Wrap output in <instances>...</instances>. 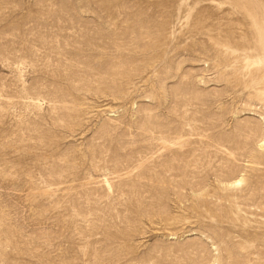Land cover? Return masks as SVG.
Returning a JSON list of instances; mask_svg holds the SVG:
<instances>
[{
    "label": "rangeland",
    "instance_id": "obj_1",
    "mask_svg": "<svg viewBox=\"0 0 264 264\" xmlns=\"http://www.w3.org/2000/svg\"><path fill=\"white\" fill-rule=\"evenodd\" d=\"M251 1L0 0V264H264Z\"/></svg>",
    "mask_w": 264,
    "mask_h": 264
},
{
    "label": "bare ground",
    "instance_id": "obj_2",
    "mask_svg": "<svg viewBox=\"0 0 264 264\" xmlns=\"http://www.w3.org/2000/svg\"><path fill=\"white\" fill-rule=\"evenodd\" d=\"M229 1L231 2V4H233V7L235 9H237L240 12H243L244 15L247 16L254 24L256 23V21H255L256 18L254 16V14H252V12L250 11V9H252V7H251L252 1L251 0H229ZM254 29L256 30V34L254 36L255 45L257 46L258 49L260 47L259 51H260V53H263V57H264V33H263L262 28L260 26H254ZM251 124L250 125L248 124L249 125L247 127L248 132H252L254 129L253 123H251ZM257 141H258V144L256 147H258V149H260V150H263L264 149V132H263L261 138ZM242 177L234 180L233 185L237 186V185H240L241 183H243L244 178H242ZM199 252L201 255L203 254V253H201L202 251H199Z\"/></svg>",
    "mask_w": 264,
    "mask_h": 264
}]
</instances>
